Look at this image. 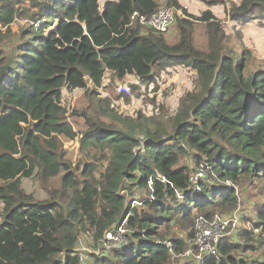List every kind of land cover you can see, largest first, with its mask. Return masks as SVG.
<instances>
[{
    "label": "trees",
    "instance_id": "16d2710c",
    "mask_svg": "<svg viewBox=\"0 0 264 264\" xmlns=\"http://www.w3.org/2000/svg\"><path fill=\"white\" fill-rule=\"evenodd\" d=\"M161 6L175 11L178 40L132 19ZM228 15L264 21V0H240ZM16 20L24 27L0 45V264H84L77 251L84 234L99 251L91 264H264L248 255L264 253V203L247 219L257 234L224 238L200 262L184 256L197 252L195 218L234 213L236 189L264 181V66L249 65L250 54L225 41L211 11L193 17L179 0H0V32ZM195 22L206 49L194 44ZM173 65L212 80L190 113L127 116L113 106L120 97L98 91L107 75L152 84ZM75 90L87 101L69 114L63 93ZM60 136L77 138L84 159L106 162L99 177L91 164L76 176ZM57 177L59 187L49 189ZM25 180L46 195L26 191ZM118 228L125 244L104 252L106 233Z\"/></svg>",
    "mask_w": 264,
    "mask_h": 264
},
{
    "label": "rangeland",
    "instance_id": "374dc122",
    "mask_svg": "<svg viewBox=\"0 0 264 264\" xmlns=\"http://www.w3.org/2000/svg\"><path fill=\"white\" fill-rule=\"evenodd\" d=\"M104 0H100L102 6ZM184 5L186 4V11L193 17H198L205 10L211 11L219 20L220 25L225 34V41H228L234 47L245 49L250 54L251 66H264V21L248 20L246 22L237 23L229 18L228 12L231 10L233 4H237L240 0H180ZM22 8L26 4H20ZM177 15H181L178 12ZM183 18H188L183 16ZM194 21L192 18H188ZM245 19V18H244ZM243 19V20H244ZM24 21L16 20L10 26V32H0V45L5 47L9 41L24 27ZM193 39L194 44L198 48H207V36L201 25L193 24ZM178 30L173 23L171 29L165 34V37L173 42L178 40ZM13 36V37H12ZM128 85L129 94H121L117 90L119 85ZM212 80L205 74H199L189 67L184 66H170L164 72L160 73L152 84H140L134 77H126L122 81L109 80L108 75L104 79L102 88L98 91L101 96L114 98L120 97V100L113 102L114 108L119 114L127 116H134L136 113H141L147 118H162L174 115L176 112L190 113V101L193 97L197 101H201L206 97L211 88ZM132 85H138L139 88L135 91L131 90ZM124 96H128V101H125ZM122 98V99H121ZM87 101V96L82 90H75L72 92L64 91L63 103L68 108V113L71 114L73 110L81 109ZM76 130L82 129L83 121L80 118L72 120ZM62 142V150L65 153V159L71 165L72 169L77 173V177H82V172L85 170L86 164H91L95 170L93 171L96 177H99L106 166V162L100 159L87 158L84 159L79 149L78 139L70 140L64 136H60ZM91 181V180H90ZM60 177H57L48 183V188L53 190L59 187ZM231 185V183H226ZM264 181H258L257 185L244 186L236 189L239 196V206L235 211L239 217V228L236 230L231 240H237V234L241 231H251L255 234L258 230L252 229V223L247 220L254 214V207L260 206L264 203V193H261V187H264ZM23 188L35 193L39 197L46 195L47 190L41 188L40 184L35 180L23 181ZM236 188V187H235ZM234 212V213H235ZM229 215H218L223 218L230 217ZM90 237L86 234L82 235L80 243L78 244V251L84 254L86 263L91 264L87 260L92 253L98 255V251L90 248ZM104 244V243H103ZM253 263L264 262V253L258 250L253 254H248ZM186 258H181V260ZM195 261L194 257H189ZM187 259V260H188Z\"/></svg>",
    "mask_w": 264,
    "mask_h": 264
},
{
    "label": "built area",
    "instance_id": "2783aa9c",
    "mask_svg": "<svg viewBox=\"0 0 264 264\" xmlns=\"http://www.w3.org/2000/svg\"><path fill=\"white\" fill-rule=\"evenodd\" d=\"M135 18H137L140 24L146 28L158 33L166 34L175 22V11L166 8L165 6H161L150 16L137 17V14L135 13L132 19L134 20ZM117 90L121 94H129V86L126 84L119 85ZM203 174V170L200 169L194 174L191 181L193 183L197 182L199 179H202ZM239 222L240 217L236 212L232 213V215L227 218L215 216L212 221H206L201 217L195 218L193 223V245L197 252L194 250H188L184 256L186 258L194 257L196 262L215 256L218 243L224 238L232 237V234H234L239 228ZM123 234L124 231L122 228H118L115 233H106V241L102 244L103 251L107 252L111 248L125 244ZM79 257L80 260H84V254L79 253Z\"/></svg>",
    "mask_w": 264,
    "mask_h": 264
},
{
    "label": "crops",
    "instance_id": "0c3cea01",
    "mask_svg": "<svg viewBox=\"0 0 264 264\" xmlns=\"http://www.w3.org/2000/svg\"><path fill=\"white\" fill-rule=\"evenodd\" d=\"M180 4L186 9V4L184 5L183 3H181V1L179 0Z\"/></svg>",
    "mask_w": 264,
    "mask_h": 264
}]
</instances>
